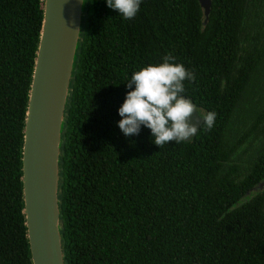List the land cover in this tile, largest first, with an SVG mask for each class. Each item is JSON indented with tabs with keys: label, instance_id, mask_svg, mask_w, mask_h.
<instances>
[{
	"label": "trees",
	"instance_id": "obj_1",
	"mask_svg": "<svg viewBox=\"0 0 264 264\" xmlns=\"http://www.w3.org/2000/svg\"><path fill=\"white\" fill-rule=\"evenodd\" d=\"M43 6L0 0V264H32L22 148ZM204 21L198 0H143L127 21L87 0L61 156L66 264H264V194L251 192L264 183V0H212ZM169 53L195 73L185 97L217 118L161 149L147 127L126 137L118 110L132 73Z\"/></svg>",
	"mask_w": 264,
	"mask_h": 264
},
{
	"label": "water",
	"instance_id": "obj_2",
	"mask_svg": "<svg viewBox=\"0 0 264 264\" xmlns=\"http://www.w3.org/2000/svg\"><path fill=\"white\" fill-rule=\"evenodd\" d=\"M198 1L207 25L212 0ZM43 2L22 148L23 214L31 263L66 264L61 224V156L87 0ZM197 117L198 113L194 114L191 122L197 123ZM202 124L201 118L199 126ZM263 186L264 183L257 188Z\"/></svg>",
	"mask_w": 264,
	"mask_h": 264
},
{
	"label": "clouds",
	"instance_id": "obj_3",
	"mask_svg": "<svg viewBox=\"0 0 264 264\" xmlns=\"http://www.w3.org/2000/svg\"><path fill=\"white\" fill-rule=\"evenodd\" d=\"M142 3L143 0H106L107 6L126 21L137 17ZM162 60L132 73L126 82L130 91L118 110L122 117L118 127L126 137L139 135L142 126L147 127L153 143L161 149L170 142L179 144L195 137L201 128V118L204 130H212L217 118L216 112L202 115L198 106L184 95V82L196 80L194 71L175 63L176 57L170 53ZM196 113L197 123L194 124L191 121Z\"/></svg>",
	"mask_w": 264,
	"mask_h": 264
},
{
	"label": "rangeland",
	"instance_id": "obj_4",
	"mask_svg": "<svg viewBox=\"0 0 264 264\" xmlns=\"http://www.w3.org/2000/svg\"><path fill=\"white\" fill-rule=\"evenodd\" d=\"M254 93V92H253ZM255 94V93H254ZM256 95L257 96H255V97H253V98H255V99H258L259 98V96L258 95H260V99L261 98H264V91H259V92H257L256 93ZM249 101H251L250 100V98H249ZM244 113V112H243ZM248 155H245V156H243V159L242 160H240V161H243L242 163H240L241 165H242V167L244 168V167H246V166H249L248 164V157H247ZM253 194H258V193H261V194H264V186H263V188L261 189V188H257V190L256 191H253L252 192ZM252 193H250L249 195H251Z\"/></svg>",
	"mask_w": 264,
	"mask_h": 264
}]
</instances>
